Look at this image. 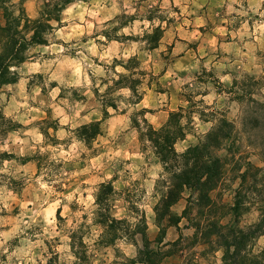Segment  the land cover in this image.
I'll list each match as a JSON object with an SVG mask.
<instances>
[{"label":"rangeland","instance_id":"obj_1","mask_svg":"<svg viewBox=\"0 0 264 264\" xmlns=\"http://www.w3.org/2000/svg\"><path fill=\"white\" fill-rule=\"evenodd\" d=\"M22 2L31 17L45 6ZM56 25L48 44L32 48L17 68L19 80L1 91L0 264H125L137 247L123 225L113 240L98 212L132 223L144 214L150 238H157L164 168L152 143L140 139L142 109L159 128L183 108L186 136L178 152L197 144L220 110L237 127L235 158L264 167V104L255 101L264 103V0H75ZM94 121L97 134L82 129ZM219 153L232 167L233 155ZM235 173L212 192L215 205L206 214L190 202V189L172 207L177 215L189 211L180 230L166 227L165 242L178 243L163 245L174 256L165 264L190 257L222 263L217 244L196 240L195 223H235ZM109 182L114 192L99 204ZM263 184L250 194L240 226L259 219ZM261 248L264 234L256 242Z\"/></svg>","mask_w":264,"mask_h":264},{"label":"trees","instance_id":"obj_2","mask_svg":"<svg viewBox=\"0 0 264 264\" xmlns=\"http://www.w3.org/2000/svg\"><path fill=\"white\" fill-rule=\"evenodd\" d=\"M20 0H0V100L2 89L9 84L16 83L20 78L17 68L30 57V51L37 45H47L49 35L62 22L63 10L75 0H45V6L37 17H31ZM259 104L258 100H255ZM116 108V105H112ZM143 115L144 127L136 124L140 133V139L144 137L152 143L156 156L160 159L163 168V183L166 190L162 194L158 205L154 207L156 223L160 228L159 235L152 240L148 233V222L143 214L141 218L132 223L126 218L114 217L109 211L98 212V223L113 232V240L117 239L118 230L124 227V236L129 243L137 247L134 257H127L125 264H165L167 256L173 252H167L163 245H175L177 241L165 242L167 226L174 225L180 230V222L189 211V206L184 209L182 215L172 212V207L183 196L186 189L192 190L190 202L194 198V205L201 212L205 208L215 205L212 192L229 178L232 171L236 172L233 179H239V184L234 196V202L229 207L234 224L222 223V218L206 217V223L196 221L197 241L213 246L217 244L223 254L221 264H264V248L256 250L258 238L264 234V195L257 194V209L260 212L259 219L246 226L239 225L240 217L248 210L247 202L250 194L256 192L261 181L264 182V167L255 165L251 161L241 163L235 158L237 127L235 122L226 113L216 110L219 114L214 118V124L203 138L195 145L188 147L183 152H178L176 143L186 136V129L182 119L184 110L171 111L164 125L157 128L146 117L147 109L140 111ZM106 113H108L106 111ZM5 116L0 113V120ZM100 121H94L82 126V129H93V134L98 133ZM94 137V136H92ZM233 143L228 145V141ZM55 143L58 139L53 140ZM222 149L228 150L233 155L232 167L229 156L220 155ZM40 167V165L38 164ZM264 185V184H263ZM103 197L98 199L99 204L104 205V199L114 192L111 182L102 183ZM100 201V202H99ZM161 210V212L159 211ZM206 214V211L204 212ZM165 216L168 217L166 226L162 225ZM140 235L141 244L136 237ZM182 235H180V238ZM156 244V246H154ZM203 256L206 255V249ZM117 264V263H113ZM184 264H200L195 257H190Z\"/></svg>","mask_w":264,"mask_h":264},{"label":"crops","instance_id":"obj_3","mask_svg":"<svg viewBox=\"0 0 264 264\" xmlns=\"http://www.w3.org/2000/svg\"><path fill=\"white\" fill-rule=\"evenodd\" d=\"M155 126V125H154ZM155 157V162H157L159 165H158V167H161V161H160V159L155 155L154 156ZM157 163H156V166H157ZM174 206L175 205H173V208H174ZM134 257V256H133ZM174 256L173 255H169V256H167L166 257V260L168 259V260H171L172 258H173ZM135 264H142V263H139V262H137V263H135Z\"/></svg>","mask_w":264,"mask_h":264}]
</instances>
